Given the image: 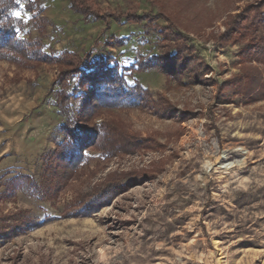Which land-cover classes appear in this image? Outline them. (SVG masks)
<instances>
[{
  "label": "rangeland",
  "instance_id": "rangeland-1",
  "mask_svg": "<svg viewBox=\"0 0 264 264\" xmlns=\"http://www.w3.org/2000/svg\"><path fill=\"white\" fill-rule=\"evenodd\" d=\"M31 1L48 53L70 51L87 65L111 56L151 101L93 112L90 125L115 124L144 144L116 157L90 147L58 185L47 171L63 140L58 65L0 61V264H264V25L255 41L217 38L259 0H194L189 9L176 0H98V20L65 0ZM27 2L16 12L29 26L23 36L37 38ZM129 12L157 20L118 19ZM172 31L208 68L203 81L137 71L143 57L171 48L164 36ZM115 176L124 183L104 207L75 215L77 198Z\"/></svg>",
  "mask_w": 264,
  "mask_h": 264
},
{
  "label": "trees",
  "instance_id": "trees-1",
  "mask_svg": "<svg viewBox=\"0 0 264 264\" xmlns=\"http://www.w3.org/2000/svg\"><path fill=\"white\" fill-rule=\"evenodd\" d=\"M23 1H28L26 9L34 15L32 27L38 30L37 38L31 35L23 36L28 30V23L23 18L14 15ZM65 1L71 4L72 10L85 18L98 20L104 17L100 12L98 0ZM176 1L182 3L184 9H189L194 2V0ZM257 2L248 4L241 12L228 18L226 31L217 36L218 40L226 43L240 35V37L249 36L255 41L259 26L264 25V13L262 12L264 0ZM162 16L168 19L171 25L175 24L167 12L163 11ZM124 18L134 23L157 20L150 16H137L133 12L118 16L120 20ZM45 33V20L41 17V10L37 9V2L19 0L17 3V0H0V61H7L23 68H34L44 63L58 65L55 105L64 120L61 126L63 140L48 158L47 171L50 175L48 179L52 182L54 180L59 185L69 179L71 171H77L86 158L85 152L90 147H100L106 154L116 157L122 153H132L144 144V141L126 133L115 124L90 125L88 119L93 112L101 108L143 106L151 101V96L139 83L130 86L126 69L122 68L111 56L101 57L87 65L85 58L70 51H65L59 56L48 53L43 40ZM164 39L171 43V48L164 50V53L159 56L143 57L137 64V71L144 72L154 68L177 80L181 79L185 73H189L191 82L203 81L209 70L203 64L198 63V58L193 56L192 47L185 45L186 40L173 31L165 34ZM248 46L251 48L253 45L249 43ZM249 80L255 84L252 77H249ZM253 89L249 88L248 91L247 88L245 94L249 95ZM159 99L165 115H172V106L165 103L162 96H159ZM76 105L77 109H75ZM123 183V180L115 176L109 179L107 184L90 194L77 198L74 206L80 212L78 211L75 215L88 216L97 209H101L108 200L115 196ZM49 193H52V188Z\"/></svg>",
  "mask_w": 264,
  "mask_h": 264
},
{
  "label": "snow or ice",
  "instance_id": "snow-or-ice-1",
  "mask_svg": "<svg viewBox=\"0 0 264 264\" xmlns=\"http://www.w3.org/2000/svg\"><path fill=\"white\" fill-rule=\"evenodd\" d=\"M17 3H19V0H17ZM14 15H16L17 17H19L20 16V13L19 12H16V13H14Z\"/></svg>",
  "mask_w": 264,
  "mask_h": 264
}]
</instances>
